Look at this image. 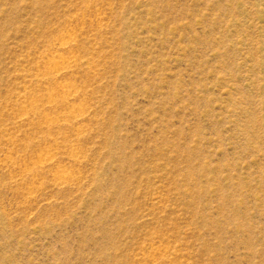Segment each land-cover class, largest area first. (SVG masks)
Masks as SVG:
<instances>
[{"label": "rangeland", "instance_id": "374dc122", "mask_svg": "<svg viewBox=\"0 0 264 264\" xmlns=\"http://www.w3.org/2000/svg\"><path fill=\"white\" fill-rule=\"evenodd\" d=\"M0 264H264V0H0Z\"/></svg>", "mask_w": 264, "mask_h": 264}]
</instances>
